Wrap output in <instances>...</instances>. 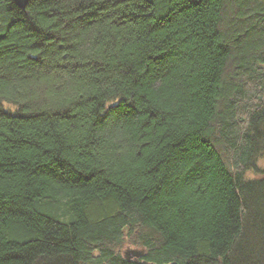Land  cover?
<instances>
[{
  "label": "trees",
  "instance_id": "trees-1",
  "mask_svg": "<svg viewBox=\"0 0 264 264\" xmlns=\"http://www.w3.org/2000/svg\"><path fill=\"white\" fill-rule=\"evenodd\" d=\"M263 153L264 0H0V264H264Z\"/></svg>",
  "mask_w": 264,
  "mask_h": 264
},
{
  "label": "water",
  "instance_id": "water-1",
  "mask_svg": "<svg viewBox=\"0 0 264 264\" xmlns=\"http://www.w3.org/2000/svg\"><path fill=\"white\" fill-rule=\"evenodd\" d=\"M13 2L18 5V6H25L28 2V0H13ZM143 253V250L142 249H127L124 251V254L123 256L126 258V259H130L132 257H134L135 259L138 258L140 255H142Z\"/></svg>",
  "mask_w": 264,
  "mask_h": 264
},
{
  "label": "rangeland",
  "instance_id": "rangeland-1",
  "mask_svg": "<svg viewBox=\"0 0 264 264\" xmlns=\"http://www.w3.org/2000/svg\"><path fill=\"white\" fill-rule=\"evenodd\" d=\"M257 163H258V165L260 166V168H261L262 170H264V153H263L262 156H260V157L258 158ZM253 176H258V174L254 173V172H251V171H248V172L246 173V177H247V178H248V177H253ZM132 248H134V249H141V248H139V247H133V246H129L128 244H126V245H124V247L122 248V254H124V251H125V250H127V249H132Z\"/></svg>",
  "mask_w": 264,
  "mask_h": 264
}]
</instances>
